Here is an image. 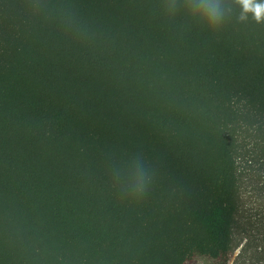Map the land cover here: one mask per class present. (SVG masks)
I'll list each match as a JSON object with an SVG mask.
<instances>
[{
	"label": "trees",
	"instance_id": "1",
	"mask_svg": "<svg viewBox=\"0 0 264 264\" xmlns=\"http://www.w3.org/2000/svg\"><path fill=\"white\" fill-rule=\"evenodd\" d=\"M168 2L0 0V264H228L241 233L251 248L264 23L212 30Z\"/></svg>",
	"mask_w": 264,
	"mask_h": 264
},
{
	"label": "clouds",
	"instance_id": "2",
	"mask_svg": "<svg viewBox=\"0 0 264 264\" xmlns=\"http://www.w3.org/2000/svg\"><path fill=\"white\" fill-rule=\"evenodd\" d=\"M181 6L177 0H169L165 12L174 16ZM191 16L201 21L207 28H221L229 17L234 16L239 21H254L264 23V0H188L184 5ZM136 182L133 190L142 192L147 183V173L142 164L136 163Z\"/></svg>",
	"mask_w": 264,
	"mask_h": 264
},
{
	"label": "rangeland",
	"instance_id": "3",
	"mask_svg": "<svg viewBox=\"0 0 264 264\" xmlns=\"http://www.w3.org/2000/svg\"><path fill=\"white\" fill-rule=\"evenodd\" d=\"M243 207L240 212L241 222L246 218H251L249 225L251 232V248L247 252L240 253L243 245L247 243L244 239V233H241L239 240L242 241L240 246L232 254L228 264H249L252 251L264 246V190L261 185L246 184L243 188ZM248 253V254H247ZM247 254V255H245Z\"/></svg>",
	"mask_w": 264,
	"mask_h": 264
}]
</instances>
